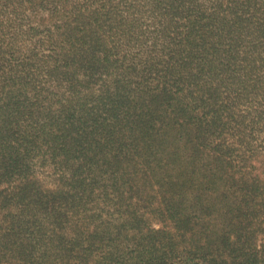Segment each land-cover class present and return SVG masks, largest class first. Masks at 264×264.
<instances>
[{
    "label": "trees",
    "instance_id": "obj_1",
    "mask_svg": "<svg viewBox=\"0 0 264 264\" xmlns=\"http://www.w3.org/2000/svg\"><path fill=\"white\" fill-rule=\"evenodd\" d=\"M0 264H264V0H0Z\"/></svg>",
    "mask_w": 264,
    "mask_h": 264
}]
</instances>
